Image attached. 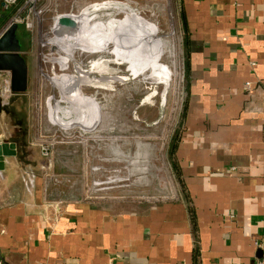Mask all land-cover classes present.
Returning <instances> with one entry per match:
<instances>
[{
	"label": "crops",
	"instance_id": "crops-1",
	"mask_svg": "<svg viewBox=\"0 0 264 264\" xmlns=\"http://www.w3.org/2000/svg\"><path fill=\"white\" fill-rule=\"evenodd\" d=\"M172 3L188 83L174 143L179 194L152 207L78 197L52 201L49 181L34 167H16L20 155L12 147L15 154L0 161L5 264H256L262 256L264 0ZM15 187L17 200L1 201Z\"/></svg>",
	"mask_w": 264,
	"mask_h": 264
},
{
	"label": "rangeland",
	"instance_id": "rangeland-1",
	"mask_svg": "<svg viewBox=\"0 0 264 264\" xmlns=\"http://www.w3.org/2000/svg\"><path fill=\"white\" fill-rule=\"evenodd\" d=\"M174 4L172 0H17L3 10L6 18L0 20L2 28L15 19L20 22L18 33L26 45L24 56L30 81L28 89L14 95L7 104L1 106L0 97V140L16 143L14 148L20 155L15 159L16 167H34L44 181H49L52 201L78 197L152 207L179 194L181 178L175 170L174 143L185 119L188 83L177 38L179 14ZM133 11H144L149 21L152 13L159 14L154 20L160 32L137 57L116 49L115 54L128 62L125 68L121 66L122 70L133 81L117 84L111 93L100 92L103 103L99 108L80 110L58 102L54 83L67 86L76 95L98 90L72 82L62 84L56 78L54 71L69 80L76 61L64 59L44 43L50 39L55 16L71 12L84 16L89 25H106L114 16ZM132 34L137 46L140 40L135 31ZM151 66L168 68L164 81L143 85L135 81ZM107 68L109 73H116V66ZM76 77L83 84L82 77ZM55 177L61 183L54 182ZM8 179L9 182L13 177ZM15 189L1 201L7 204L17 200L19 193Z\"/></svg>",
	"mask_w": 264,
	"mask_h": 264
},
{
	"label": "bare ground",
	"instance_id": "bare-ground-1",
	"mask_svg": "<svg viewBox=\"0 0 264 264\" xmlns=\"http://www.w3.org/2000/svg\"><path fill=\"white\" fill-rule=\"evenodd\" d=\"M119 17L121 18L120 22L117 20ZM146 17L144 11H133L126 12L121 16H114V20L106 25L99 23L89 25L84 16L75 15L71 12L55 16L54 24L49 32L50 39L44 43L50 45L64 59L76 61L73 76L69 80L54 71L56 78L61 79L62 84L72 82L82 88L98 90V93L93 91V94L76 95L69 92L66 89L67 86L58 87L54 83V88L58 91V96H55L56 100L65 104L67 108L80 110L91 107L99 108L103 103L100 92L108 91L111 93V91H116L117 84L124 85L132 82L129 73L121 68V66L125 68L128 62L117 56L115 51L120 48L129 56L137 57L142 49L152 44V40L159 31L154 20L156 14L152 13L150 21ZM132 31L136 32V37L140 40V44L137 46L133 41ZM125 33H128L129 37L124 36ZM87 53L89 55L84 56ZM109 65L116 66L115 74L109 73L107 68ZM166 71L168 68L151 66L135 81L142 83V85L149 82L164 81ZM76 76L82 77L83 84L77 82Z\"/></svg>",
	"mask_w": 264,
	"mask_h": 264
},
{
	"label": "water",
	"instance_id": "water-1",
	"mask_svg": "<svg viewBox=\"0 0 264 264\" xmlns=\"http://www.w3.org/2000/svg\"><path fill=\"white\" fill-rule=\"evenodd\" d=\"M19 22H11L0 34V70L12 73V90L16 93L25 92L29 86V66L24 56L25 42L18 35ZM8 142L0 143V161L5 156L15 154ZM0 167L2 165L0 164Z\"/></svg>",
	"mask_w": 264,
	"mask_h": 264
},
{
	"label": "built area",
	"instance_id": "built-area-1",
	"mask_svg": "<svg viewBox=\"0 0 264 264\" xmlns=\"http://www.w3.org/2000/svg\"><path fill=\"white\" fill-rule=\"evenodd\" d=\"M17 0H0V6L4 7L5 9L8 6L13 5ZM19 22V20L15 19ZM9 24H7L8 26ZM5 26L1 32L7 27ZM0 32V34H1ZM249 86V83H248ZM15 95V92L12 90V73L10 70H0V97L3 99L2 105L7 104L11 98ZM0 143H4L0 140ZM47 155V153H46ZM257 245L262 251V256L256 262V264H264V238H261L257 241ZM0 264H5L3 259L0 258Z\"/></svg>",
	"mask_w": 264,
	"mask_h": 264
},
{
	"label": "trees",
	"instance_id": "trees-1",
	"mask_svg": "<svg viewBox=\"0 0 264 264\" xmlns=\"http://www.w3.org/2000/svg\"><path fill=\"white\" fill-rule=\"evenodd\" d=\"M5 18L6 17L4 16L3 19H5ZM174 165H175V170H176L177 174H179L180 173V169H179L178 165L176 163Z\"/></svg>",
	"mask_w": 264,
	"mask_h": 264
},
{
	"label": "flooded vegetation",
	"instance_id": "flooded-vegetation-1",
	"mask_svg": "<svg viewBox=\"0 0 264 264\" xmlns=\"http://www.w3.org/2000/svg\"><path fill=\"white\" fill-rule=\"evenodd\" d=\"M29 79H30V76H29ZM30 81V80H29Z\"/></svg>",
	"mask_w": 264,
	"mask_h": 264
}]
</instances>
